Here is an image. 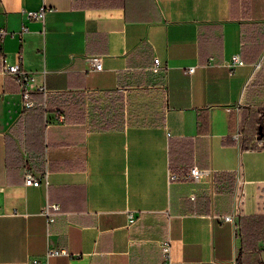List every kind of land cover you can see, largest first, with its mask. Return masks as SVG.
<instances>
[{
  "label": "crops",
  "instance_id": "1",
  "mask_svg": "<svg viewBox=\"0 0 264 264\" xmlns=\"http://www.w3.org/2000/svg\"><path fill=\"white\" fill-rule=\"evenodd\" d=\"M1 27L0 264H42L48 246L68 254L47 264H162L164 238L170 264H264V71L247 91L264 0H0ZM15 62L45 108L36 89L21 108Z\"/></svg>",
  "mask_w": 264,
  "mask_h": 264
},
{
  "label": "built area",
  "instance_id": "2",
  "mask_svg": "<svg viewBox=\"0 0 264 264\" xmlns=\"http://www.w3.org/2000/svg\"><path fill=\"white\" fill-rule=\"evenodd\" d=\"M26 14L29 17L42 19L43 16V7L41 6L37 10H29L26 11ZM6 33V30L4 28H0V38ZM20 56V55H18ZM87 63H88V71H95L100 70L101 65V58L99 55H88L86 57ZM242 64L241 58L237 54H233L230 56L228 65L231 67H234L236 65ZM163 69L160 60L158 57H153L152 64L150 66V70L153 73H158ZM2 71L5 74L10 75L13 77V79L16 81V83L19 86V94L21 98V108L27 109L30 107H33L35 105V101L30 97V92L34 89L38 90L41 95V100L39 102L40 106L42 108L46 107V97L49 94V89L45 85L41 86H35L34 83V72L24 70L19 67V64L17 62L15 63H7L2 66ZM193 67H188L187 72H192ZM58 119L62 120L64 118L63 113L58 114ZM207 170L200 169L195 165H191L188 168V173L186 175L187 178L198 181L201 176L206 173ZM46 181V173L39 174V175H33L31 172H26L24 174V184L25 185H33L38 186L41 184V182L45 183ZM189 199H194V194L189 195ZM59 206L57 203H46L43 208L41 209V214L45 216L46 224H50L54 219L56 214H58ZM127 219L130 223L134 219V215L131 212L127 213ZM224 221H230L231 220V214L224 215L222 217ZM160 250H161V256H162V264H170V239L164 238L160 241ZM52 254H68L67 251L63 248H55L48 246L44 252V260L42 264H47V259ZM26 264H40L39 259L36 257H33L29 259Z\"/></svg>",
  "mask_w": 264,
  "mask_h": 264
},
{
  "label": "rangeland",
  "instance_id": "3",
  "mask_svg": "<svg viewBox=\"0 0 264 264\" xmlns=\"http://www.w3.org/2000/svg\"><path fill=\"white\" fill-rule=\"evenodd\" d=\"M263 71H264V67L261 68L260 70H258V71L253 75L251 82H250L249 85L247 86V91H248V90H251V89H253V88L255 87L256 83H258V81L260 80ZM253 73H254V72H253ZM253 102H255V103H254L255 105H256V104L259 105V103H261V100H259V97H255V100H254ZM263 102H264V100H263Z\"/></svg>",
  "mask_w": 264,
  "mask_h": 264
},
{
  "label": "trees",
  "instance_id": "4",
  "mask_svg": "<svg viewBox=\"0 0 264 264\" xmlns=\"http://www.w3.org/2000/svg\"><path fill=\"white\" fill-rule=\"evenodd\" d=\"M255 73H256V72H255ZM255 73H254V74H255ZM254 74H253V75H254ZM39 105H40V104H39ZM39 105H35L36 107H35V106H34V107H35V108H38ZM261 112H262L261 116H263V114H264V110L261 109ZM261 119H262V117H261ZM260 126H261L262 133H263V132H264V124H263L262 122H260Z\"/></svg>",
  "mask_w": 264,
  "mask_h": 264
},
{
  "label": "water",
  "instance_id": "5",
  "mask_svg": "<svg viewBox=\"0 0 264 264\" xmlns=\"http://www.w3.org/2000/svg\"><path fill=\"white\" fill-rule=\"evenodd\" d=\"M262 256H264V254L262 253ZM263 261H264V258H263Z\"/></svg>",
  "mask_w": 264,
  "mask_h": 264
}]
</instances>
